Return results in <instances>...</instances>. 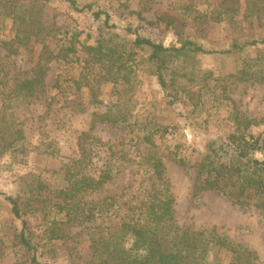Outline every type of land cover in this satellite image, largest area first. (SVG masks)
Here are the masks:
<instances>
[{"label":"rangeland","instance_id":"rangeland-1","mask_svg":"<svg viewBox=\"0 0 264 264\" xmlns=\"http://www.w3.org/2000/svg\"><path fill=\"white\" fill-rule=\"evenodd\" d=\"M251 1L78 0L109 13L115 27L108 28L91 12L75 11L67 0H0V190L20 199L44 264H91V238L115 232V204L84 225L69 221L66 210L60 211L63 197L56 189L70 185L67 172L81 171L79 177L96 174L108 158L113 164L116 159L113 179L99 191H79L77 199L88 207L117 197L123 213L156 181L141 167L147 148L140 137L160 125L167 131L156 133L154 141L160 152L169 154L165 162L177 223L193 230L216 228L255 251L264 264L263 213L218 190L193 191L196 164L205 157L209 141L236 128L235 114L264 116V82L239 79L243 69H264V46L177 58L168 74L183 95L173 105L166 103L156 76L146 71L148 51L136 49L139 63L133 65L129 84L106 81L100 66L89 63L81 50L53 59L72 43L81 48L112 38L130 44L135 37L130 28L166 46L178 45L176 30L156 21L160 15L176 17L178 29L207 49L227 50L235 39L264 37V9H249ZM41 55L52 58L42 97L17 95L16 84L33 76ZM104 113L122 114L130 125L99 122L88 134L93 115ZM261 130L249 131L257 135ZM175 152L191 167L177 164L172 159ZM41 183L48 184L47 190ZM55 224L63 229L59 234L67 231L66 238L45 237ZM21 231V219L0 196V264H32L33 252L19 242ZM221 258L228 263L231 255L223 253Z\"/></svg>","mask_w":264,"mask_h":264},{"label":"trees","instance_id":"trees-1","mask_svg":"<svg viewBox=\"0 0 264 264\" xmlns=\"http://www.w3.org/2000/svg\"><path fill=\"white\" fill-rule=\"evenodd\" d=\"M49 3L54 0H34ZM70 7L77 12H91L96 20H102L106 27L114 28L111 24L109 13L95 11L89 4H80L78 0H67ZM262 6L264 0H252L249 9ZM253 12H250V14ZM157 22L165 23L176 30L178 45L166 46L151 38L144 37L136 29H129L135 37L130 42H117L115 39L102 41L98 39L94 45L83 44L76 48L72 43L64 50H60L58 57H69L80 50L85 52L87 61L100 66L106 81H132L131 72L133 65L138 64L136 49L148 51L146 71L156 76L166 103L176 104L183 95L182 87L168 74L170 65L179 57L191 54H217L239 52L249 47L264 46L263 38L235 39L227 50L217 51L207 49L196 40L190 38L184 30L178 29L177 18L160 15ZM215 21H220L216 19ZM21 40L22 43L26 41ZM127 47V48H126ZM130 50H126V49ZM135 49V50H134ZM262 59L261 57H259ZM52 58L41 55L36 69L31 78L23 79L14 88L17 95L24 97H42L45 87V77L48 64ZM264 67V65H262ZM241 81L255 79L264 82V69L259 72H247L243 69ZM236 75V74H235ZM232 75V76H235ZM169 77V78H168ZM236 128L226 137H219L209 141L205 157L196 164V179L193 184L195 194L208 190H218L233 202L254 205L264 216V116L251 117L247 114H235ZM111 125H127L129 122L122 114H94L88 134L96 128L98 123ZM261 127L262 130L255 135L249 130ZM167 131L164 126L153 133L140 137L146 145V153L141 154V167L151 176L156 178L150 190L145 191L142 198L130 202L128 208L122 213L118 198H108L97 203H89L86 207L77 199L78 192H95L103 189L113 177L111 158L104 162L103 168L96 174H82L69 170L67 177L70 185L67 188H57L63 197L60 211L66 210L65 216L69 221L84 225L95 221L106 214L115 204V232L108 236H93L91 238L92 257L91 264H260L257 253L247 246L235 243L225 233H219L216 228L193 230L180 226L175 217V197L171 184L167 178L165 152L159 151L154 141L156 133ZM86 135V134H85ZM102 145H106L104 142ZM112 147V146H111ZM83 152L88 155L83 147ZM121 159V158H120ZM172 159L184 168L191 167V163L177 152ZM42 189L47 190L48 184L41 183ZM77 193V194H76ZM0 196L12 206L14 215L21 219L22 231L19 242L27 251L33 252L32 264H44L38 257V245L33 242L34 234L30 231L28 221L24 219L22 203L18 197L6 194L0 190ZM77 199V200H76ZM133 202V203H132ZM63 229L55 224L46 232L47 239L66 238L67 231L59 234ZM69 233V232H68ZM230 254L228 263L224 262L221 255Z\"/></svg>","mask_w":264,"mask_h":264}]
</instances>
